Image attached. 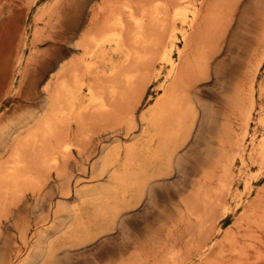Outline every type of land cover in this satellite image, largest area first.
Masks as SVG:
<instances>
[{
    "label": "bare ground",
    "instance_id": "6f19581e",
    "mask_svg": "<svg viewBox=\"0 0 264 264\" xmlns=\"http://www.w3.org/2000/svg\"><path fill=\"white\" fill-rule=\"evenodd\" d=\"M240 2L116 0L102 9L105 18L100 29L89 30L87 36L82 37L84 57L69 62L64 70L56 73L55 81L46 84V101L33 123L28 127L21 123L16 126L18 130H24L14 139L0 164V206L4 207L7 200L17 199L26 190L42 191L41 187L51 179L52 172L58 178L63 177L65 170L60 169V164L72 156L73 149L80 148L71 140L72 136L69 138L59 131L60 127H84L80 133L85 135V124L92 120L87 116L108 115L116 123L124 121L132 132L126 134L123 145L120 139L112 146L103 145L92 162L91 178L95 181L103 179L104 183L72 190L65 181L70 178L61 180L64 185H60V196L72 198L66 206L56 208L64 213V219L52 231L39 232L37 243L20 264L52 263L57 253L110 232L135 206L133 202L138 203L143 197L150 196L152 185L162 179L165 169L177 166L178 153L191 137L199 116V107L191 96L192 90L209 76L211 59L234 23ZM253 38L255 44L249 55L251 61L245 63L249 66L243 68L246 69L243 80L240 79L242 82L236 88L234 86L232 100H229L240 117L238 124L244 131L249 127L253 112L259 111L253 124L260 128L259 135L254 133L247 144L230 134L229 129L219 137L214 158L200 171L201 176L197 177L188 200L176 209L177 217L165 231L164 238L159 243L155 241L157 244L154 246L153 243L149 245L160 256L154 258V264H214L213 255L219 254L230 240L227 235L215 243L211 233L216 219L226 211V197L234 195L231 194L232 161L238 158L242 165L246 161L261 167L264 165V111L258 109L257 103L264 94V86L256 80L264 60V30L256 32ZM114 57L118 59L114 60ZM144 80L157 81L156 97L147 107L136 112L146 89L137 93ZM145 84L148 86V83ZM117 103L126 105L120 109L115 106ZM230 112L233 114V111ZM134 129L138 134L134 135ZM90 131H87L88 134ZM5 135L1 131L0 136ZM74 136L78 137L77 134ZM40 170L46 172L44 178ZM249 185L245 186V198L235 205L243 209L240 223L245 221V227L256 233L258 228L264 230V187L263 191L260 189L261 192L256 193L258 200L254 202L257 204L251 202L255 205L250 203L247 206V198L254 192L253 186ZM3 215L0 208V220ZM191 224V227L194 226L191 234L181 230L182 226ZM235 224L238 226V223ZM256 240L258 242L259 238ZM139 258L141 254L120 264H143L141 261L146 260L139 261Z\"/></svg>",
    "mask_w": 264,
    "mask_h": 264
},
{
    "label": "rangeland",
    "instance_id": "374dc122",
    "mask_svg": "<svg viewBox=\"0 0 264 264\" xmlns=\"http://www.w3.org/2000/svg\"><path fill=\"white\" fill-rule=\"evenodd\" d=\"M114 1L116 0H0V133L1 131L6 133L5 136H0V164L5 160L14 139L24 130H18L16 126L21 123L28 127L33 123V119L41 114L46 101L44 87L48 82L55 81L56 73L64 70L67 64L84 57L81 48V42L84 40L82 37L85 38L90 31L100 29L105 18L102 9L108 8ZM263 15L264 0H241L234 23L225 39L219 43L218 52L211 59L209 76L197 83L192 90L191 96L199 107V116L191 137L178 153L177 166L162 172V179L152 185L150 196L143 197L138 203L133 202L132 205L135 206L125 213L117 227L83 244L76 243L77 245L65 252L57 253L54 261L48 264H120L137 254H141L139 261L146 259L141 261L143 264H154L156 260L154 258H160L149 245L153 243L154 246L164 238L165 231L177 217L176 209L184 205L183 201L186 202L187 196H190V192L195 188L194 184L201 176L200 171L214 158L219 137L229 129L230 134L241 139V143L247 144L254 133L256 136L259 135L260 128L253 125L259 111L253 112L249 127L244 131L238 124L240 117L232 108L230 100L236 85H240L243 80L246 70L243 68L245 65V68L249 66L245 63L247 60L248 63L251 61L249 55L255 44L254 34L264 30ZM257 73V83L264 86V60ZM144 81V84L141 82L143 88L140 85L137 91L140 94L146 87L136 112L147 107L151 99L156 97L157 81ZM263 96L257 102L261 112L264 111ZM125 105L115 104L120 109ZM230 111H233V114ZM88 117L87 119L92 120L85 124L87 126L84 130L86 128L88 132L91 130L90 134L86 131L87 137L80 133L84 127L78 128L74 125L67 128L63 126L65 129L60 127L59 131L69 138L72 136L71 140L80 148L73 149L71 152L73 157L70 156L60 164V169L65 170L64 173L63 169L61 170L63 177L58 178L53 172L52 175L49 172L46 177L49 178L50 175L51 179L44 182L42 191L26 190L25 194L17 199L15 197L10 200L11 202L7 200L4 207L0 206L4 214L0 220L1 264L22 263L37 243L39 232L52 231V228L64 219V213L57 209L66 206L72 200L71 197L62 198L59 194V189L64 185L61 182L64 177V180L70 178L69 181H65L72 190L104 183L103 179L95 181L91 178L92 162L103 145L112 146L117 139V141L120 139V144H125V136L132 130L127 128L128 125L126 126L124 121L123 123L118 121L117 123H121L117 124L108 115ZM133 132L134 135L138 134L136 129ZM241 165L238 158L232 161L231 194H234L232 198L235 197L233 199L226 197L224 201L226 211L216 219L213 232L211 230L212 239H216L213 240L215 243L227 235L230 239L229 243L223 245L224 250L221 249L222 252H219L221 255H213L217 257L214 258V264H264V230L258 228L259 231L253 233L245 227V221L240 223L243 209L235 205L247 195L245 189L248 187L247 184L253 186L254 190L247 198V206L251 202L255 203V199L258 200L255 198L256 193L264 190V165L261 167L250 161H246L244 166ZM39 172H42V176L46 175L43 170ZM65 174L67 176H64ZM253 203L251 205L257 204ZM235 223H238V226ZM191 226L192 224L182 226L181 230L191 234L193 232L191 228L194 227ZM230 236H233L232 240ZM258 238L259 243L256 240ZM51 240L54 241V238ZM240 246L245 251L241 250Z\"/></svg>",
    "mask_w": 264,
    "mask_h": 264
}]
</instances>
